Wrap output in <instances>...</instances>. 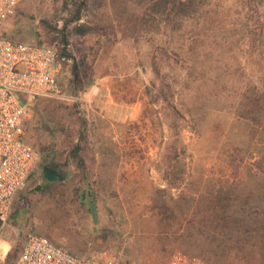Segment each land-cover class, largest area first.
<instances>
[{
    "label": "rangeland",
    "instance_id": "1",
    "mask_svg": "<svg viewBox=\"0 0 264 264\" xmlns=\"http://www.w3.org/2000/svg\"><path fill=\"white\" fill-rule=\"evenodd\" d=\"M67 21L103 29L66 31L62 93L34 102L40 160L0 222V264L30 233L125 264H264V0H22L0 37Z\"/></svg>",
    "mask_w": 264,
    "mask_h": 264
},
{
    "label": "built area",
    "instance_id": "2",
    "mask_svg": "<svg viewBox=\"0 0 264 264\" xmlns=\"http://www.w3.org/2000/svg\"><path fill=\"white\" fill-rule=\"evenodd\" d=\"M22 0H0V24ZM61 54L57 47L0 37V222L37 167L40 154L28 141L25 126L34 102L62 93ZM16 264H122L120 258L94 252L78 255L51 238L30 233ZM167 264H204L199 256L175 252Z\"/></svg>",
    "mask_w": 264,
    "mask_h": 264
},
{
    "label": "trees",
    "instance_id": "3",
    "mask_svg": "<svg viewBox=\"0 0 264 264\" xmlns=\"http://www.w3.org/2000/svg\"><path fill=\"white\" fill-rule=\"evenodd\" d=\"M82 19V14L81 13H78L77 16L72 20L73 21H78V20H81ZM45 21H43L42 23H44ZM70 23L67 21L63 28L57 30V31H60L63 33L62 37H59L58 35H56L53 30L51 29H47V31L45 32V39L44 40H41L40 42H36L38 44H41V45H48V46H53V47H57L60 54L62 55H68L67 54V51H66V47H61V44H67L69 43V39L67 37V35L65 34L67 30L69 34H74V35H87V34H91V33H95L97 30L99 29H103L101 28L100 26L98 25H90V24H87L85 22H81L80 24H76L75 26H73L72 28H70ZM54 29H57V28H54ZM168 87H170V85H168ZM161 93L163 95V97L165 99H170L167 92H166V89H162L161 90ZM171 95V94H170ZM172 101V100H171ZM171 103V102H170ZM175 121L176 119H174V121L171 123V126L175 125ZM81 146L79 144H76L75 146L72 147L71 149V157L73 158V161L74 163L78 166V167H86V163H85V160L83 159V157L81 156ZM49 168V167H46V169ZM45 169V170H46ZM53 170V169H52ZM55 173H57V178L60 176L58 174V172H56L55 170H53ZM87 175V174H86ZM46 176V175H45ZM48 178V177H47ZM57 178L55 179H50V180H56ZM89 209H90V212L92 214V217L97 220L98 219V206L96 205V202L94 199H90L89 200ZM12 254L9 253L8 256L10 257ZM122 264H125L123 261H122Z\"/></svg>",
    "mask_w": 264,
    "mask_h": 264
},
{
    "label": "water",
    "instance_id": "4",
    "mask_svg": "<svg viewBox=\"0 0 264 264\" xmlns=\"http://www.w3.org/2000/svg\"><path fill=\"white\" fill-rule=\"evenodd\" d=\"M45 175H46V177H48L50 179L57 178V173H55L51 168H47L45 170Z\"/></svg>",
    "mask_w": 264,
    "mask_h": 264
}]
</instances>
